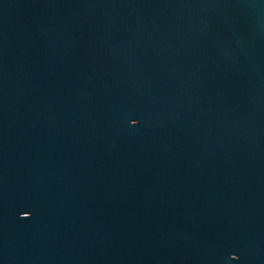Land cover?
I'll return each mask as SVG.
<instances>
[{"label": "water", "instance_id": "95a60500", "mask_svg": "<svg viewBox=\"0 0 264 264\" xmlns=\"http://www.w3.org/2000/svg\"><path fill=\"white\" fill-rule=\"evenodd\" d=\"M0 264H264V0H0Z\"/></svg>", "mask_w": 264, "mask_h": 264}]
</instances>
